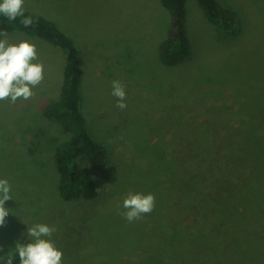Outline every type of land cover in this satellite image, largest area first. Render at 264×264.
<instances>
[{
	"label": "rangeland",
	"instance_id": "rangeland-1",
	"mask_svg": "<svg viewBox=\"0 0 264 264\" xmlns=\"http://www.w3.org/2000/svg\"><path fill=\"white\" fill-rule=\"evenodd\" d=\"M219 1L236 12L231 28L188 0L192 52L165 64L161 0H25L80 47L82 110L106 165L81 156L99 193L60 195L53 152L70 134L46 112L60 97L66 56L37 36L8 33L10 43L36 46L44 79L29 100L0 101V179L13 198L0 258L31 243L28 228L39 223L56 227L63 264H264V0ZM114 80L125 85L124 110ZM129 192L153 194L155 209L129 223ZM125 241L133 257L116 255Z\"/></svg>",
	"mask_w": 264,
	"mask_h": 264
},
{
	"label": "trees",
	"instance_id": "trees-1",
	"mask_svg": "<svg viewBox=\"0 0 264 264\" xmlns=\"http://www.w3.org/2000/svg\"><path fill=\"white\" fill-rule=\"evenodd\" d=\"M196 1L205 17L213 24L230 29L235 23L236 12L224 6L219 0ZM187 2L188 0H161L169 20L166 26L167 34L159 44V56L165 64L181 62L192 52L187 27ZM29 16L32 17L33 24L30 27H24L20 23L23 17L9 21L0 14V30L6 29L8 33L24 32L37 36L52 43L65 53L60 97L52 102L46 112L58 120L70 134L69 138L58 144L53 152L58 191L65 199L95 197L100 189L98 181L80 165L79 160L81 156H85L95 167L103 168L106 165V150L91 135L87 118L82 110L81 87L84 69L80 57V47L56 20L25 10V17ZM254 105L256 104L254 103ZM25 139V137L22 139L23 145L28 143ZM126 246V241L120 243V250L116 255H120L122 251V255L124 253L131 254L127 251ZM131 255L133 257V253ZM10 258L13 264H19L16 250L1 257L0 264H7ZM133 260L134 258H131L128 264L135 263Z\"/></svg>",
	"mask_w": 264,
	"mask_h": 264
},
{
	"label": "clouds",
	"instance_id": "clouds-1",
	"mask_svg": "<svg viewBox=\"0 0 264 264\" xmlns=\"http://www.w3.org/2000/svg\"><path fill=\"white\" fill-rule=\"evenodd\" d=\"M25 0H2L0 2V14L7 20L15 21L23 17L20 23L24 27L33 24L32 17H25ZM38 53L36 46L25 40L18 44L10 43L6 29L0 30V101L10 100L15 104L18 99L24 101L34 97L33 89L41 84L44 79V67L42 63H34ZM111 95L117 98L116 107L121 110L127 108L125 85L120 81H112ZM11 185L7 179H0V226L5 224V218L9 215V209L5 202L13 199ZM156 206L155 196L151 193L129 192L124 198L122 213L129 222H134L150 214ZM57 231L55 226L35 224L28 228L27 235L31 243L17 244L16 252L19 264H63V252L59 250L51 239ZM7 264H13L10 258Z\"/></svg>",
	"mask_w": 264,
	"mask_h": 264
}]
</instances>
